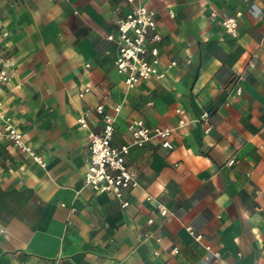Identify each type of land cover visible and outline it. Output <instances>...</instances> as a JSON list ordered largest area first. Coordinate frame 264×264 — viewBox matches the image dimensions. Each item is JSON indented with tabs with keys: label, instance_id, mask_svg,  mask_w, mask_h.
Returning <instances> with one entry per match:
<instances>
[{
	"label": "crops",
	"instance_id": "0c3cea01",
	"mask_svg": "<svg viewBox=\"0 0 264 264\" xmlns=\"http://www.w3.org/2000/svg\"><path fill=\"white\" fill-rule=\"evenodd\" d=\"M135 4L156 14L166 74L129 89L107 35ZM0 15L1 106L45 163L0 138V264H264V0H0ZM99 104L122 105L117 144L134 118L175 128L173 149L132 147L126 207L84 182Z\"/></svg>",
	"mask_w": 264,
	"mask_h": 264
},
{
	"label": "built area",
	"instance_id": "2783aa9c",
	"mask_svg": "<svg viewBox=\"0 0 264 264\" xmlns=\"http://www.w3.org/2000/svg\"><path fill=\"white\" fill-rule=\"evenodd\" d=\"M134 3L135 0H128ZM241 12L227 16L223 19V26L232 36H237V19ZM1 23V15H0ZM107 39L115 42L117 55L115 66L119 74L124 77L127 88H134L139 82L152 77L163 78L166 69L161 68V57L159 44L162 41V34L158 31V22L154 10L144 4H135L131 10L117 21L115 32L107 35ZM257 55L254 54L253 58ZM172 61L169 65H175ZM249 67L255 66V60L248 63ZM9 80V72L5 67H0V84ZM86 86L81 90L80 95L90 91ZM242 91L237 88V94ZM97 111L103 120V126L100 131H90L88 134V164L84 176V182L93 189L112 193L118 198L123 207L129 204L125 198L126 191L139 184L135 173L127 164V158L132 147H143L152 138L160 141L161 145L167 149H173L174 143L171 136L175 128L169 126H152L142 118H134L129 121L128 129L130 140L117 144L114 142V135L117 124V116L122 109L121 104L111 107L112 110H105L104 104L97 106ZM0 119L2 120V129H0V138H6L18 146L22 151L29 153L36 161L45 165L42 157L25 142L22 132L18 129L9 117H6L0 102ZM210 112L205 111L200 115L199 121L205 124V132L212 128L210 122ZM81 126L88 128V122L85 118L80 119ZM183 119L179 120V126L184 125ZM234 160H231L232 163ZM160 215L171 217L172 212L163 204H158ZM152 222V219L149 220ZM192 232V227H187ZM201 236L197 235L196 239ZM207 250L214 256H220L218 250H213L212 246L207 245ZM178 252L175 248L173 253Z\"/></svg>",
	"mask_w": 264,
	"mask_h": 264
}]
</instances>
